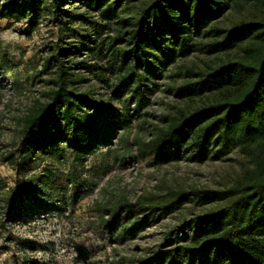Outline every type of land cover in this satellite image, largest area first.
Segmentation results:
<instances>
[{"label":"trees","instance_id":"obj_1","mask_svg":"<svg viewBox=\"0 0 264 264\" xmlns=\"http://www.w3.org/2000/svg\"><path fill=\"white\" fill-rule=\"evenodd\" d=\"M228 12L235 13L229 23ZM43 13L62 15L63 35L42 68L21 69L22 60L0 46V94L12 92L10 102L26 103L10 122L0 113V125L13 131L1 157L19 175L13 185L0 178V228L73 211L95 193L99 171H111L112 162H203L238 148L253 165L235 186L179 187L135 198L102 187L87 225L125 243L191 201H226L195 215L181 235L148 254H117L109 264H264V0L0 2L2 17ZM232 50L237 55L171 74L184 78L175 94L199 103L158 115L143 132L157 79L173 63L195 52ZM36 80L49 86L37 93ZM96 83L106 91L96 92ZM99 154L104 159L89 167ZM19 246L34 251L41 244L27 239ZM89 251L88 244L79 246L82 258L95 264Z\"/></svg>","mask_w":264,"mask_h":264},{"label":"rangeland","instance_id":"obj_2","mask_svg":"<svg viewBox=\"0 0 264 264\" xmlns=\"http://www.w3.org/2000/svg\"><path fill=\"white\" fill-rule=\"evenodd\" d=\"M8 1L10 0H0L1 3ZM68 6L70 5L63 2V8ZM81 9L85 10V8ZM89 14L94 15L95 12L91 11ZM227 15L225 21L229 23L231 18L235 17V13L228 12ZM241 15L238 14V16ZM62 18L60 13L33 14L25 19L0 15V46L15 60H22L21 69H31L36 72L37 68H42L45 57L52 54L54 44L63 35V25L60 22ZM75 25L81 27L79 22ZM81 32L87 31L81 29ZM64 45L68 46V44ZM84 55V53H78L76 56L80 58ZM230 55H237V50L223 54L195 52L173 63L168 71L157 79L160 86L152 94V103L148 107L151 116L145 123L143 132L151 131V124L158 121V115L174 112L179 106L199 103L196 99H182L175 94L174 86L182 82L184 78L179 79L178 76H171V74L189 66L206 67ZM35 84L37 93L49 86L40 80H36ZM95 91L104 93L106 89L99 87V83H96ZM11 95L12 92H8L5 96L0 94V113L8 116L7 122H10L11 115L15 112L26 109V103L17 97L10 102ZM12 132L11 129L0 125V150L6 148L5 145L11 141ZM104 157L102 154L92 157L89 167L97 162L100 163ZM111 164L112 170L108 173L102 171L103 169L99 171V187L95 193L85 197L73 211H54L29 221L21 220L1 227L0 264H88L79 252V246L85 243L90 247L88 255L93 258L95 264H109V260L117 254L130 256L148 254L153 249L164 245L168 238L181 235L180 228L188 224L195 215L224 204L226 201L211 203L191 201L180 210L155 223L137 238L125 243H116L112 235L94 233L87 225V219L92 213V205L100 195L102 187L125 191L133 198L138 193L164 192L179 187L229 189L235 186L245 171L253 165L251 158L238 148L223 158H210L203 162L184 159L162 165L154 164L151 160L140 165L131 163L127 167H116L114 162ZM58 167H56L57 170L61 166ZM18 176L17 169L2 158L0 153V178L13 185ZM27 239L38 241L41 247L34 251L21 249L19 242ZM94 249H96L95 252Z\"/></svg>","mask_w":264,"mask_h":264}]
</instances>
